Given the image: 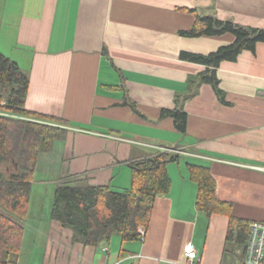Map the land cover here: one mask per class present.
Wrapping results in <instances>:
<instances>
[{"label": "crops", "instance_id": "0c3cea01", "mask_svg": "<svg viewBox=\"0 0 264 264\" xmlns=\"http://www.w3.org/2000/svg\"><path fill=\"white\" fill-rule=\"evenodd\" d=\"M184 7L264 27V0H0V50L29 74L26 108L69 122L66 140L39 160L47 169L59 162L55 189L66 178L126 188L132 161L182 155L168 165L172 187L157 197L145 237L125 242L120 234L99 245L75 240L52 217L54 194L45 207L35 182L17 264H174L186 260L188 242L198 264H243L229 216L197 208L187 163L211 168L236 217L264 221V41L221 62L223 100L200 78L207 66L181 53L208 54L236 37L181 35L196 20ZM177 104L186 132L161 116Z\"/></svg>", "mask_w": 264, "mask_h": 264}, {"label": "trees", "instance_id": "16d2710c", "mask_svg": "<svg viewBox=\"0 0 264 264\" xmlns=\"http://www.w3.org/2000/svg\"><path fill=\"white\" fill-rule=\"evenodd\" d=\"M183 9L194 13L196 20L192 28L180 30L181 35L198 37L230 32L236 37L233 43L208 54L181 53L182 58L207 66L200 78L212 84L224 100L218 67L224 60H236L244 49L255 50L257 42L264 41V27L243 25L232 18L221 19L214 11ZM29 89V74L0 50V110L19 116L0 114V264L15 262L22 251L26 235L23 221L29 216L41 154L52 152L69 132L68 120L26 108ZM125 103L137 111L134 102ZM161 116L173 117L176 127L187 131L188 114L182 105L164 109ZM181 156L163 150L132 161V183L122 189L63 179L55 189L52 217L71 228L75 240L86 245L107 242L114 234H120L124 242L140 239L139 228H148L157 197L167 194L172 187L168 165L180 161ZM187 168L191 179L198 184L197 208L208 215L226 213L230 218L228 240L245 250L250 221L236 217L232 204L218 197L217 182L209 166L187 163Z\"/></svg>", "mask_w": 264, "mask_h": 264}, {"label": "built area", "instance_id": "2783aa9c", "mask_svg": "<svg viewBox=\"0 0 264 264\" xmlns=\"http://www.w3.org/2000/svg\"><path fill=\"white\" fill-rule=\"evenodd\" d=\"M0 114L19 117L14 114L5 113L0 110ZM147 228L141 226L139 233L141 238L145 237ZM186 260L178 261L174 264H198L197 250L192 242H188L185 247ZM245 254L243 264H264V221H251L249 224V236L245 244ZM11 264H17L12 262Z\"/></svg>", "mask_w": 264, "mask_h": 264}, {"label": "rangeland", "instance_id": "374dc122", "mask_svg": "<svg viewBox=\"0 0 264 264\" xmlns=\"http://www.w3.org/2000/svg\"><path fill=\"white\" fill-rule=\"evenodd\" d=\"M54 158H59V153H54L52 155ZM54 165H52L51 169L44 168L41 163L39 162L37 166L36 175L34 178V182H39V185L37 187V191L41 194V202L46 205H49L50 196L54 194L56 182L59 180V172L60 170V164L59 162H56L53 160ZM10 166V164H9ZM38 192L36 194L38 195ZM34 195V194H33ZM37 199V198H36ZM30 240V235L27 233L25 235V244ZM24 257H26V251L23 249L22 251Z\"/></svg>", "mask_w": 264, "mask_h": 264}]
</instances>
